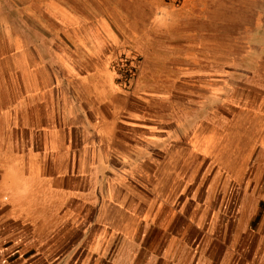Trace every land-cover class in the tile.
I'll return each instance as SVG.
<instances>
[{"label":"crops","instance_id":"1","mask_svg":"<svg viewBox=\"0 0 264 264\" xmlns=\"http://www.w3.org/2000/svg\"><path fill=\"white\" fill-rule=\"evenodd\" d=\"M46 3L0 27V264H264V0Z\"/></svg>","mask_w":264,"mask_h":264},{"label":"rangeland","instance_id":"2","mask_svg":"<svg viewBox=\"0 0 264 264\" xmlns=\"http://www.w3.org/2000/svg\"><path fill=\"white\" fill-rule=\"evenodd\" d=\"M48 0H40V3H36L33 0H0V27L4 23H9L12 26L16 27L19 22L29 23L42 29H45L49 32V29L56 31L57 35L60 36L63 32L60 30V27L56 25L48 16L47 10L45 8L46 2ZM56 1V0H55ZM106 1V0H105ZM180 0L179 2H181ZM60 4L65 5L71 11L77 12L80 14L81 19L89 22H96L100 24V0H57ZM168 3L178 4V0L167 1ZM132 9L133 4H128L127 2L121 3V16L127 15L129 9ZM136 13L143 14L145 12L144 4L137 2L136 4ZM121 22L123 20H120ZM3 41V36L0 35V43ZM125 59H132L136 64L135 76L138 72V65H140L141 59L135 55H128V57L123 56L119 61L113 65L112 71L117 77L119 84L124 87V89L129 88V83L125 86L120 77V70H124L126 61ZM134 78L132 80H134ZM131 80V81H132Z\"/></svg>","mask_w":264,"mask_h":264},{"label":"built area","instance_id":"3","mask_svg":"<svg viewBox=\"0 0 264 264\" xmlns=\"http://www.w3.org/2000/svg\"><path fill=\"white\" fill-rule=\"evenodd\" d=\"M122 61H126L124 62L125 63V68L124 70H120L121 73H120V77H121V80L122 82L125 84V86L131 82V80L134 78L135 76V72H136V64H135V61L130 59H125V60H122Z\"/></svg>","mask_w":264,"mask_h":264},{"label":"trees","instance_id":"4","mask_svg":"<svg viewBox=\"0 0 264 264\" xmlns=\"http://www.w3.org/2000/svg\"><path fill=\"white\" fill-rule=\"evenodd\" d=\"M167 1H171V0H167ZM180 0H178V2H179Z\"/></svg>","mask_w":264,"mask_h":264}]
</instances>
